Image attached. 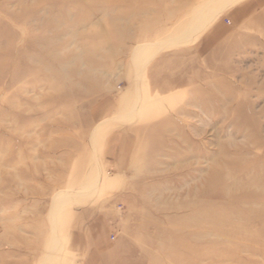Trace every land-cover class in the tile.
I'll return each mask as SVG.
<instances>
[{"label": "rangeland", "instance_id": "rangeland-1", "mask_svg": "<svg viewBox=\"0 0 264 264\" xmlns=\"http://www.w3.org/2000/svg\"><path fill=\"white\" fill-rule=\"evenodd\" d=\"M223 3L0 0V264H264V0Z\"/></svg>", "mask_w": 264, "mask_h": 264}, {"label": "bare ground", "instance_id": "bare-ground-1", "mask_svg": "<svg viewBox=\"0 0 264 264\" xmlns=\"http://www.w3.org/2000/svg\"><path fill=\"white\" fill-rule=\"evenodd\" d=\"M237 1H239V0H222V2H224L222 4V8L225 5L232 4V3L237 2ZM215 12L217 13V10ZM215 12H214V10L212 8L204 9L203 11H201V13L198 14V17H197L196 26L193 27L191 30L185 31V33L183 34L182 38H180L179 42H185V41H187L189 39H192L193 34L197 33V31H200V29H202L212 19V17L216 14ZM62 73H64V72H62ZM94 113H96V112H94Z\"/></svg>", "mask_w": 264, "mask_h": 264}]
</instances>
